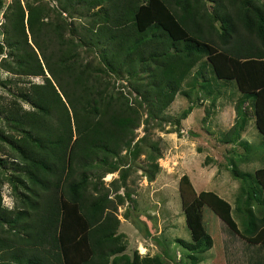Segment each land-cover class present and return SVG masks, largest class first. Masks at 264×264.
Returning a JSON list of instances; mask_svg holds the SVG:
<instances>
[{
    "label": "trees",
    "instance_id": "obj_1",
    "mask_svg": "<svg viewBox=\"0 0 264 264\" xmlns=\"http://www.w3.org/2000/svg\"><path fill=\"white\" fill-rule=\"evenodd\" d=\"M56 1L62 10L71 3H99L101 19L85 26L76 42L63 38V21H53L43 1L27 3L25 15L16 2L6 14L3 42L15 60L7 68L32 75L45 69L48 75L30 84L37 109L13 115L29 132L14 140L30 184L21 200L24 207L7 208L0 202V264H163L155 255L129 258L122 252L123 234L115 231L114 209L123 200L118 184L109 181L114 192L109 196L107 186L90 187L88 182L96 163L108 171L116 167L107 159L128 145L140 112L139 103L95 89L89 67L76 63V43L98 46L107 71L117 66L129 73L146 69V89L135 91L158 111L193 71L199 74L208 66L216 78L234 79L241 92L233 104L234 120L221 139L237 138L246 122L241 103L247 97L259 108L254 123L264 134V0ZM200 59L207 62L200 61L190 72ZM147 166L149 175L157 169L155 161ZM232 173L251 178L245 198L264 206L259 193L264 191V165L253 176L235 166ZM177 190L182 208L198 197L230 237L242 238L244 264H264V211L257 215L245 202L244 224L238 228L230 203L214 191L195 190L185 173L178 177ZM177 240L193 251L212 243L208 233L193 241ZM198 260L191 256V263Z\"/></svg>",
    "mask_w": 264,
    "mask_h": 264
},
{
    "label": "rangeland",
    "instance_id": "obj_2",
    "mask_svg": "<svg viewBox=\"0 0 264 264\" xmlns=\"http://www.w3.org/2000/svg\"><path fill=\"white\" fill-rule=\"evenodd\" d=\"M36 1L51 8L49 17L53 21H63L64 39L77 42L85 26L96 25L101 19L99 3L89 7L71 3L62 10L56 0H0V202L12 209L24 207L21 200L30 184L14 140L28 137L29 132L13 115L37 109L29 96L30 84L42 82L48 73L44 69L43 74H23L7 68L6 65H15V60L13 51L4 45L3 24L16 2L25 15L26 4ZM27 40L36 49L29 33ZM99 49L76 43L77 65L89 67L95 89L121 95L129 104L139 103V122L132 130L130 142L107 159L114 161L116 167L108 171L96 163L88 176L90 187L107 186L109 196L114 193L109 181L118 184L116 192L122 194L123 200L114 209L118 219L115 231L123 234L122 252L129 258L155 255L163 264H193L191 256L199 259L194 264H244L240 253L242 238L230 237L219 217L198 197L182 208L177 180L185 173L195 190H211L226 199L238 228L244 224L245 202L257 215L264 211V206L245 198V188L253 185L251 178L232 173L235 166L253 176L254 169L264 165V134L254 123L259 108L253 99L247 97L241 103L246 122L237 138L223 141L222 133L234 120L233 104L241 92L232 81L216 78L208 66L196 74L193 70L200 61L207 62L202 60L205 57L191 67L194 76L186 78L183 89L177 90L158 111L135 91L146 89V69L136 67L129 73L117 66L114 71H107L99 60ZM38 56L41 59L39 53ZM150 161L157 165L152 175L147 172ZM259 193L264 196L263 189ZM236 205L240 210L234 208ZM202 233H208L212 240L203 251L188 249L177 240L193 241Z\"/></svg>",
    "mask_w": 264,
    "mask_h": 264
},
{
    "label": "crops",
    "instance_id": "obj_3",
    "mask_svg": "<svg viewBox=\"0 0 264 264\" xmlns=\"http://www.w3.org/2000/svg\"><path fill=\"white\" fill-rule=\"evenodd\" d=\"M221 80H223V81H232L233 83H234V85H235V87H236V84H235V82H234V79H222V78H220ZM205 259H206V257H205ZM202 263V262H201Z\"/></svg>",
    "mask_w": 264,
    "mask_h": 264
}]
</instances>
